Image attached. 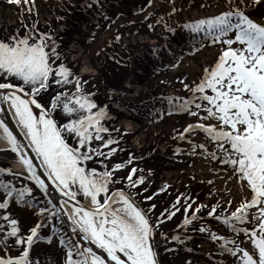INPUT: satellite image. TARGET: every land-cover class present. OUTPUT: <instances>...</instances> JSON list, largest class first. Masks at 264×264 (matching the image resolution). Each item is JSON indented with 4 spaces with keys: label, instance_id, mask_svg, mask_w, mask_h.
Masks as SVG:
<instances>
[{
    "label": "snow or ice",
    "instance_id": "6c2138e0",
    "mask_svg": "<svg viewBox=\"0 0 264 264\" xmlns=\"http://www.w3.org/2000/svg\"><path fill=\"white\" fill-rule=\"evenodd\" d=\"M6 3L21 9L16 14L21 27L0 38V105H7L23 141L17 139L3 119H0V139L9 145L7 150L15 154L23 171L0 168V176L6 173L28 181L46 199L37 202L33 187L28 184L18 187L12 181L0 179V191L4 194L0 200V252L10 253L13 246L18 249L15 256L0 254V264H40L39 259L32 257V249L41 241L51 245L53 238L65 250L64 264H162L156 241L161 226L175 217L182 206L185 217L180 227L187 228L201 219L198 214L209 206L198 204L193 208L196 201L192 196L181 194L170 210L153 219L151 213L156 205L145 209L125 190V187L137 189L145 184L147 177L143 168L131 167L125 178L126 186L116 187L124 184L117 173L135 162L134 155L111 169L105 161L123 150L113 145H120L123 137L135 133L115 128L118 136L113 137V130L105 123L113 119L108 105L100 106L94 99L96 93L85 91L93 77L85 79L68 67L56 37L51 31L39 30L36 0H6ZM94 5L102 8L101 0H85L82 6L92 9ZM257 7L264 8V0H224V7L217 14L182 26L200 37L189 55L195 56L208 46L214 47L216 53L212 62L203 66L197 80L188 83L184 77L177 81L190 95L160 98L166 101V109L157 113L160 120L174 114L196 118L182 130H175L172 139L187 143L189 148L177 147L173 156L202 160L207 170L223 181L229 194L232 190L228 185L235 182L241 196L239 206L228 215H216L217 209L224 207L217 203L209 208L208 216L221 221L246 241L238 244L236 239L217 235L204 226L197 230L209 232L211 240L220 242L223 252L237 258L238 264H264V18L251 15ZM174 13L173 7L169 15ZM24 15L30 18L35 15L36 19L31 24L25 23ZM162 22L163 17L157 21ZM165 27L175 33V29ZM148 28L155 30L152 24ZM91 35L95 37V33ZM121 39L119 35L116 37L117 41ZM152 51L156 53L158 48L153 47ZM177 59L182 62L184 57ZM179 66V63L173 64L175 68ZM54 85L59 90L45 106L41 102L43 95ZM0 112H4L3 107ZM57 113L62 114V121L56 118ZM30 153L39 161V166ZM90 162H99L101 167H89ZM151 175L149 171L148 176ZM191 178L195 180L196 176L193 174ZM48 182L63 198L59 207L48 199ZM206 182L212 185L215 180ZM170 187V184L163 185L156 193L146 196L145 201L154 200ZM81 199L87 200L89 206L82 204ZM13 202L46 218L48 223L41 220L25 233L20 220L8 212ZM232 203L229 200L227 207L231 208ZM64 205L72 208L71 214ZM65 216L71 222L72 233L82 234L83 241L102 250L106 256L98 255L92 247L79 241L65 239V234H59L55 225L50 236H41L42 228L48 227L53 219L62 222ZM159 234L162 241L170 242L166 234ZM171 241L185 243L180 235L171 237ZM245 242L248 246L242 247ZM176 251L165 247L166 253Z\"/></svg>",
    "mask_w": 264,
    "mask_h": 264
},
{
    "label": "rangeland",
    "instance_id": "374dc122",
    "mask_svg": "<svg viewBox=\"0 0 264 264\" xmlns=\"http://www.w3.org/2000/svg\"><path fill=\"white\" fill-rule=\"evenodd\" d=\"M84 4L85 0H36V10L39 12L38 27L41 32L51 31L56 37L62 45L60 51L65 54L68 67L85 79L89 76L93 77L86 85L85 91L95 92L94 99L100 106L108 105L113 119L105 123L110 130H113V137L118 136L114 131L115 128L122 131L128 129L135 133L123 137L120 145H113L123 150L118 151L111 160L105 161L111 169L116 163H124L130 155H134L135 162L117 173V177L124 180V184H118L116 187L126 186L125 178L131 167L143 168V174L147 177L145 184L137 189L125 187V190L131 194L141 193L136 197L144 208H149L158 196L168 197L165 201L158 200L155 211L151 213L157 217L163 207L170 204L175 193L192 194L191 189L200 185L201 194L204 193L205 196L199 204H206L209 207L198 214L201 219L187 227L197 232L191 235L193 231H184L191 236L187 237L184 244H178L171 241V237L181 234V231H177L175 227L185 212L181 210L170 221H166L156 236L157 247L162 254L161 262L162 264H186L187 261H191V264H238L237 258L215 248V242H211L209 232L201 233L197 230L204 226L218 235H227L226 231L229 229L226 226L205 215L208 214L209 208L217 203L224 206L222 209L227 211V215L239 206L241 196L237 193L235 182L228 185L232 190V194H229L225 190L223 181L216 179L202 160L193 161L188 156H172L174 158L172 159L169 156L173 155L177 147L189 148L187 143L174 140L172 136L175 130H182L196 118L187 114H174L165 115L160 120L157 116L158 112L166 109V101L160 98L188 97L190 94L185 92L177 81L184 77L187 78L188 83L197 80L203 66L211 63L216 53L214 47L208 46L203 47L195 56L189 55L190 49L198 44L199 39L182 26L217 14L224 7V0H174V3L173 0H101L102 8L94 5L92 9L84 8L82 6ZM217 5L220 7L218 8ZM173 7L175 13L169 15ZM19 12H21L20 8L8 5L6 0H0V38L21 27L16 15ZM251 15L256 19L264 18V8L257 7ZM23 17L29 24L36 19L35 15L31 18L27 15ZM161 17L163 22L158 24L157 21ZM113 20L115 23H112ZM148 24H152L155 30L151 31ZM165 25L175 29V33L168 31ZM5 26L8 32H5ZM92 33H95L94 38ZM118 35L122 38L119 41L116 40ZM136 46L137 55L133 56ZM153 47L158 48L156 53L152 51ZM180 56L184 57L182 62L177 59ZM174 63H179L180 66L173 67ZM81 65H83L82 71ZM104 77L108 78V81H105ZM107 87L110 88L108 94L103 91ZM121 89L123 91H120ZM58 90L54 85L43 95L41 102L47 106ZM56 118L62 121V114L57 113ZM14 157L15 154L12 152H0V159L4 161ZM190 164H193V167H189ZM89 167L99 169L101 165L99 162H90ZM0 168L10 167L2 165ZM154 170L155 176L152 173ZM149 171L152 173L151 176H148ZM140 174L138 171L137 176ZM193 174L196 176L195 180L191 178ZM0 179L12 181L18 187L28 184L33 187V195L37 198V202L46 199L35 185L19 177L5 173ZM209 179L215 180V183L209 185L206 182ZM201 180L205 183H201ZM166 182L172 185L167 192L156 196L152 201H145L146 196L156 193ZM145 188L147 192L144 191ZM3 198L4 194L0 191V200ZM229 200L233 201L231 208L227 207ZM84 201L86 200L81 199V202ZM219 211L220 209L216 215ZM8 212L20 220L25 233L43 218L35 215L34 211L18 207L15 202ZM187 215L190 217L192 213L189 212ZM45 223L48 221L46 220ZM53 225L59 230V234H65V239H69L59 219H53L48 227L42 228L41 236H50ZM160 232L166 234L170 242L162 241ZM232 239H236L238 244L241 240L246 241L242 235L237 237L234 234ZM241 246L247 247V242ZM165 247L176 248L177 251L166 253ZM188 248L192 251H187ZM64 251L58 239L53 238L51 245L43 241L34 245L31 255L34 259H39L40 264H64ZM0 254L15 256L18 254V249L13 246L10 253L0 252Z\"/></svg>",
    "mask_w": 264,
    "mask_h": 264
},
{
    "label": "water",
    "instance_id": "95a60500",
    "mask_svg": "<svg viewBox=\"0 0 264 264\" xmlns=\"http://www.w3.org/2000/svg\"><path fill=\"white\" fill-rule=\"evenodd\" d=\"M0 107H3L4 108V112H0V119H3L4 120V122L8 125L9 129L13 132V134L17 136V139L18 140L23 141V135L21 133V130L17 126V123H16L15 119L13 118L12 113L7 110V105H0ZM30 155H32L33 158H34V154L30 153ZM34 163L37 164V166H39V161L38 160H35V158H34ZM40 171H41V174H42L43 170L40 169ZM42 178L45 179L46 182H47V178L46 177H44L42 175ZM48 183L50 185V187H49V193H50V195H49L48 199H52L53 200V203L56 204L59 207L60 206V202H61V200L63 198L60 197L59 193L56 192L53 189V187L51 186L50 182H48ZM64 207L67 209V212L69 214L68 207H70V206L69 205H64ZM62 222L66 226L69 234L71 235V237H72V239L74 241H79L81 244H83L86 247H92L93 250L96 251L98 255L106 256V254L103 253L102 250L95 248L94 245H90L86 241H83L82 234L72 233L71 232V222L68 220L67 216L64 217V219H63Z\"/></svg>",
    "mask_w": 264,
    "mask_h": 264
},
{
    "label": "trees",
    "instance_id": "16d2710c",
    "mask_svg": "<svg viewBox=\"0 0 264 264\" xmlns=\"http://www.w3.org/2000/svg\"><path fill=\"white\" fill-rule=\"evenodd\" d=\"M23 19H24V17H23ZM24 21H25V19H24ZM25 23H27V22H25ZM62 23V22H61ZM8 32V31H7ZM21 35H23V30L21 31ZM135 49V52L133 53V56H136L137 55V46L134 48ZM109 64H111V63H109ZM108 64V65H109ZM108 77V76H107ZM105 78V81H108V78H106V77H104ZM109 90H110V88H105L103 91L105 92V93H108L109 92ZM169 156H171V158L172 159H174L172 156L173 155H169ZM171 159V160H172ZM153 174H154V176H155V170L152 172ZM200 186V185H199ZM195 187L194 189H191V192L190 193H192V194H185V195H190V196H192V198L196 201V204H194L193 205V207H196L198 204H199V201L201 202L204 198H203V196H205L204 195V193H202L201 194V189H199L200 187ZM193 190V191H192ZM181 194H184V193H181ZM181 194H175L174 196H173V200L170 202V204H167L168 206H165V207H163V210L161 211V213H163V212H165V210H170L171 209V205L174 203V201L177 199V197L178 196H181ZM133 195H135L136 196V194H134L133 193ZM168 197H163V196H160V198H159V196L156 198V201L155 202H153L152 204H155L156 206L158 205V203H159V201H165L166 199H167ZM159 200V201H158ZM147 209V208H146ZM220 209V211H219V213L217 214V215H227V211L226 210H224V209H222V208H218L217 209V211ZM181 210H183V212H184V209H183V207L181 206ZM180 210V211H181ZM177 214H179V212L177 213ZM152 215V214H151ZM205 216H207L208 217V214L207 215H205ZM152 217H153V219H154V215H152ZM184 217H185V214H183V217L181 218V220L179 221V223H177V225H176V227H175V229H177V231H181V234H180V236H181V238H183L185 241H187V237L188 236H191V235H194V233L195 232H197L195 229H192V230H189V229H187V228H182V227H180V225L183 223V220H184ZM220 223H221V221H219ZM222 224V223H221ZM223 225V224H222ZM223 226H225V225H223ZM188 227V226H187ZM227 227V226H226ZM184 231L186 232V231H193V233L190 235V234H186V233H184ZM229 231H231L230 229H229Z\"/></svg>",
    "mask_w": 264,
    "mask_h": 264
},
{
    "label": "bare ground",
    "instance_id": "6f19581e",
    "mask_svg": "<svg viewBox=\"0 0 264 264\" xmlns=\"http://www.w3.org/2000/svg\"><path fill=\"white\" fill-rule=\"evenodd\" d=\"M83 73H86V72L83 71ZM34 110L37 112L39 111L36 109H34ZM0 131H2V130H0ZM8 148H9V145H7V143L4 140L0 139V152H5V153L10 152L11 153V151L7 150ZM2 165H8L10 168H12L14 171H17V172L23 171L22 166L18 163L16 156L13 159H8L7 161L0 159V166H2ZM83 203H84V205L89 206V202L87 200L84 201ZM68 211H69V214H71L72 208L68 207ZM41 220L46 221V218H40V221Z\"/></svg>",
    "mask_w": 264,
    "mask_h": 264
}]
</instances>
